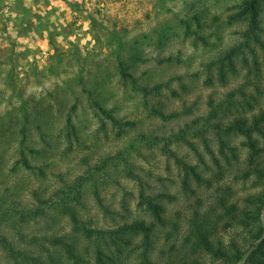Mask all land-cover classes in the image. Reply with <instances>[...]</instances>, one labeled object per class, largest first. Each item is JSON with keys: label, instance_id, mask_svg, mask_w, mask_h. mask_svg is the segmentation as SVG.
<instances>
[{"label": "rangeland", "instance_id": "374dc122", "mask_svg": "<svg viewBox=\"0 0 264 264\" xmlns=\"http://www.w3.org/2000/svg\"><path fill=\"white\" fill-rule=\"evenodd\" d=\"M250 1L260 6L262 45L250 39L246 47ZM235 46L242 47L235 71L225 66L222 81L217 61ZM120 62L136 83L122 77ZM91 97L131 125L114 126ZM22 100L48 114L32 118L47 134L33 129L31 143L42 152L30 155L32 170L16 164ZM211 106L221 111L208 120ZM69 113L77 132L71 139ZM258 116L264 0H0V208L41 205L36 192L51 201L43 216L0 223V264L140 263L144 231L126 232L118 243L76 233L63 206L89 229L137 220L155 226L148 264H227L196 250L191 231L197 221L216 248L229 252L247 249L264 231V203L254 200L264 192V121L263 133H254L257 156L244 135L225 130ZM221 141L229 145L225 154ZM180 160L198 177L186 176ZM79 176L86 178L80 202L60 195ZM142 195L162 207L164 223ZM55 237L75 243L78 259ZM3 238L34 260L12 257Z\"/></svg>", "mask_w": 264, "mask_h": 264}, {"label": "trees", "instance_id": "16d2710c", "mask_svg": "<svg viewBox=\"0 0 264 264\" xmlns=\"http://www.w3.org/2000/svg\"><path fill=\"white\" fill-rule=\"evenodd\" d=\"M245 8L249 10V30L246 32V43L244 46L249 47L248 41L251 39L259 44L262 45V40L260 39L259 30H260V6L259 4L250 1V3L247 6H244ZM197 19V18H196ZM242 45V44H241ZM242 51V47L235 46L231 48L225 56H222L219 58L217 63L220 64L219 68V77L222 81H224L226 77V67H230L231 71H235V64L233 62V57L240 54ZM170 60V58H169ZM119 70L124 79H132V83H136L134 77L132 74H130L127 69L125 68L123 62L119 63ZM10 76L8 75L6 81H10ZM161 86L163 85H156L152 90L159 91L161 89ZM88 91V90H87ZM146 93H148L150 90L147 88L144 89ZM89 97L92 96V93L88 91ZM233 93L231 94V96ZM90 101L92 103V106L104 116V118H107L114 126H118V128H122L123 126H130L131 123L125 122L123 123L117 116L114 115L113 109L108 108L105 106L102 101L99 99H96V97H91ZM221 107V106H220ZM75 108V106H74ZM221 109H219L217 106H211V111L208 117H206L208 120L209 118H217ZM19 112L21 114L22 119V128H21V139L19 142L20 145V152H19V158L17 159L16 164H21L23 168H26L27 170H32L35 168V166L32 164L30 155H37L41 153L39 149H37L31 141L33 140V129L36 127L40 131V135L42 137H45L46 131L42 129L41 122H38V120L35 121V119L32 118H45L48 114L47 113H41L35 112V109H30L29 104L27 101L22 100ZM159 116H163L164 114L162 112H157ZM179 114L178 112H175L168 116L169 118L177 117ZM167 117V118H168ZM72 113H69L66 116L65 120V130L67 137L71 139V136H77L76 128L72 122ZM264 121L263 116L255 117L254 122L251 124H248L245 119H239L236 120L234 123H231L229 126L226 127L225 130L230 133H240L244 135L247 139V145L251 151V155L257 156L258 155V147L254 140V133H263L262 128V122ZM178 140V135L176 136ZM221 152L225 154V150L229 149V145L225 141H221ZM233 150V148H232ZM176 161L178 162V156L175 154ZM180 164L183 166L186 176L189 173L194 174L198 177L197 172L195 171V168L191 165H189L187 162H184L180 160ZM42 171V170H41ZM86 180L85 177L79 176L71 185L67 186L66 190H61L60 195L66 196L72 200H75L77 202H80V199L82 197V188L83 183ZM36 199L40 202L41 205H38L34 208H30L28 210L26 209H1L0 208V223L5 220L8 221L9 217H14L15 215L19 217L20 220L27 221L33 218H37L39 216L45 215L44 206L42 205H49L51 204V201L47 199H42L37 192L35 193ZM142 200L147 201L148 205L152 208H155L157 210V220L161 223H164V217L161 214L162 207L158 204H156L153 200V198L142 195ZM256 201H261L264 203V192L258 193L255 197ZM63 211L71 218V220L74 223L75 232H83L86 234V236L94 235L95 237H109L113 238L115 243H118L122 237L120 235H123L126 232H132L141 230L145 232V239H144V250L142 252V258L139 264H148L149 263V255L148 252L151 248V242H152V236L154 233L155 226H150L146 224L144 220H137L134 221L131 224H124L120 226L119 228L115 230H98V229H89L85 226H82L81 220L79 216L74 212L72 209H70L68 206H63ZM226 211H228V208H225ZM192 235L196 236V243L194 244V248L202 249L209 251L210 253L223 258L227 264H264V231L263 229L260 230L256 235H254V238L250 242V246L247 249H240L236 246H234V249L229 251L220 250L219 248H216L215 245L210 241L209 239V232L204 231V229L201 228V226L197 223V221H194V226L191 231ZM76 237V236H75ZM125 241L124 239H122ZM54 242L57 244L62 245L63 247H66L69 252L75 256L76 259H78V254L76 253V246L75 243L67 242L64 237L59 238L55 237ZM2 243L4 245L5 250H7L12 257L17 259V256L22 257L24 259H27L28 261L34 260L31 256L26 255L25 253L16 250L12 244L5 238L2 239ZM104 255L103 253H100V256ZM17 264V262H15ZM102 264H104L102 262Z\"/></svg>", "mask_w": 264, "mask_h": 264}]
</instances>
